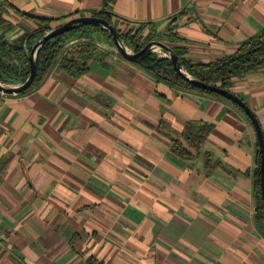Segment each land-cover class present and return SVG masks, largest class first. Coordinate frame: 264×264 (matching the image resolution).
<instances>
[{
  "label": "crops",
  "instance_id": "obj_1",
  "mask_svg": "<svg viewBox=\"0 0 264 264\" xmlns=\"http://www.w3.org/2000/svg\"><path fill=\"white\" fill-rule=\"evenodd\" d=\"M6 1L8 41L36 30L31 18L52 29L108 4ZM106 11L123 34L153 24L165 35L182 13L184 42L168 47L196 63L232 55L264 29V0H114ZM93 40L106 57L82 77L56 66L27 94H0V264H264L252 125L231 104L158 82ZM230 92L264 137V69ZM191 121L211 131L182 159L171 144L186 146Z\"/></svg>",
  "mask_w": 264,
  "mask_h": 264
},
{
  "label": "trees",
  "instance_id": "obj_2",
  "mask_svg": "<svg viewBox=\"0 0 264 264\" xmlns=\"http://www.w3.org/2000/svg\"><path fill=\"white\" fill-rule=\"evenodd\" d=\"M107 2L108 4H106L105 8L94 14L93 17L100 18L106 21L110 26H113L118 31L120 39L133 51V53L139 52L146 44L157 39L159 34L156 33L153 24H140L135 32L130 31L123 34L114 26L111 14L106 11L108 5L112 4L114 0H108ZM8 10L14 9L6 0H0V82L5 84L6 80H16L23 83L29 75L30 65L28 53H26L25 50L30 52L32 46L45 34V32L51 30L49 25L50 21L31 18L37 24V29L32 32H26L16 41H8L5 34L6 30L9 28V24L4 29H1V25L6 23L3 15L7 14ZM182 16L183 14L179 13L169 20L165 38L170 43L181 44L184 42V40L175 33L178 29V21ZM145 28L148 30V35L144 37L142 32ZM93 33L105 35L112 43L110 34L98 25H78L68 32L45 42L36 53V76L33 83L28 90L16 96L27 94L56 66L59 70L65 72L72 78L77 79L85 75L88 72V64L92 59H102L106 57L105 54L98 52L94 44L87 41L89 36ZM74 37L82 41L73 44L67 49L66 45L70 43ZM169 48H171L176 55L182 71L188 76L202 83L214 85L229 92L235 79L243 78L248 74L264 69V29L254 36L242 41L232 55L221 57L209 63H196L187 60L186 57L188 52L185 48ZM131 63L141 68L158 82L167 84L172 88L213 96L231 104L250 123V120L246 117L242 109L235 103L215 93L190 85L174 69L171 61L167 57L155 56L148 50L138 62ZM210 131L211 126L207 124L193 121L187 122L182 131V137L186 146L181 144L178 140H174L171 144V152L179 158L190 159L192 157L191 151H199ZM255 150V169L252 174V194L255 202L254 221L257 230L264 236V203L261 197L259 180L260 152L257 143L255 145ZM88 264L93 263L89 262Z\"/></svg>",
  "mask_w": 264,
  "mask_h": 264
},
{
  "label": "water",
  "instance_id": "obj_3",
  "mask_svg": "<svg viewBox=\"0 0 264 264\" xmlns=\"http://www.w3.org/2000/svg\"><path fill=\"white\" fill-rule=\"evenodd\" d=\"M78 25H98L102 27L104 30H106L112 39L113 46L115 47L117 53L126 61L136 63L139 61V59L145 55V53L148 50L157 48L162 50L165 54H167V57L174 69L193 87L200 88L202 90H206L208 92H212L217 94L218 96H221L233 103H235L239 108L242 109L246 117L250 120V123L255 131L256 139H257V145L260 152V163H259V180H260V188H261V197L264 203V137L261 132L260 125L258 123V120L256 119L253 112L248 108V106L240 100L237 96L232 94L229 91L223 90L217 86L209 85L202 83L196 79L191 78L188 76L182 69L180 68V64L178 62V59L171 48L166 46L165 44L158 42V41H152L146 44L139 52L133 53L129 52L127 48L123 45V41L120 39L118 35V31L113 27L110 26L106 21L96 18L93 16H85V17H78L73 18L62 25H59L55 28H52L51 30L45 32V34L33 45L30 52L27 50L26 53H28V60H29V75L25 82L16 85V86H7L0 83V93L3 95L8 96H14L23 93L24 91L28 90L31 86V84L34 81V78L36 76V65H35V57L38 49L48 40L60 36L66 32H68L70 29H72L75 26Z\"/></svg>",
  "mask_w": 264,
  "mask_h": 264
},
{
  "label": "rangeland",
  "instance_id": "obj_4",
  "mask_svg": "<svg viewBox=\"0 0 264 264\" xmlns=\"http://www.w3.org/2000/svg\"><path fill=\"white\" fill-rule=\"evenodd\" d=\"M132 32H134V31H132ZM142 34H143L144 37L148 35V30H147V28H145V30H143ZM90 36H92V40H91V37H90ZM90 36H89V38L87 39V41L91 40V41H89L90 43L94 44V40H93V39H95V40H99L100 42L104 43V44L107 46V48L111 49V51H112L113 53L119 55V54L117 53L115 47L113 46V44L108 40V38H107L105 35L100 34V33H93V34H91ZM76 38H77V37H74V38L72 39L71 43L67 44L66 48L69 47V46H71L72 44H75V43H77V42L82 41V40H77ZM87 41H85V42H87ZM154 41L161 42V43L165 44L166 46H169V44H170V43L167 41V39L165 38V35H163V34H159L158 37H157V39L154 40ZM123 45L127 48V50H128L129 52H133L130 48H128V47L124 44V42H123ZM96 48H97V47H96ZM158 50H159V51H158ZM150 51H151L155 56H158V57H165V56H167V54H165L162 50L157 49V48L151 49ZM0 83L3 84V85H7V86H16V85L21 84L20 81H16V80H11V81H10V80H6L5 84L2 83V82H0Z\"/></svg>",
  "mask_w": 264,
  "mask_h": 264
},
{
  "label": "bare ground",
  "instance_id": "obj_5",
  "mask_svg": "<svg viewBox=\"0 0 264 264\" xmlns=\"http://www.w3.org/2000/svg\"><path fill=\"white\" fill-rule=\"evenodd\" d=\"M159 51V50H158Z\"/></svg>",
  "mask_w": 264,
  "mask_h": 264
}]
</instances>
